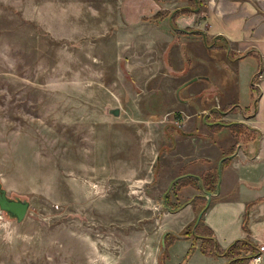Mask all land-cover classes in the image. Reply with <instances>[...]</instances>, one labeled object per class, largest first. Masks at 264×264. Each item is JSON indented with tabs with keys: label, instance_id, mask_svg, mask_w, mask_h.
<instances>
[{
	"label": "rangeland",
	"instance_id": "rangeland-1",
	"mask_svg": "<svg viewBox=\"0 0 264 264\" xmlns=\"http://www.w3.org/2000/svg\"><path fill=\"white\" fill-rule=\"evenodd\" d=\"M134 1L0 0V183L31 203L23 222L0 208V264H159L168 201L199 195L168 186L188 170L167 152L225 90L183 87L182 37L162 54Z\"/></svg>",
	"mask_w": 264,
	"mask_h": 264
},
{
	"label": "crops",
	"instance_id": "crops-1",
	"mask_svg": "<svg viewBox=\"0 0 264 264\" xmlns=\"http://www.w3.org/2000/svg\"><path fill=\"white\" fill-rule=\"evenodd\" d=\"M146 1L148 2V0L133 2V15H154L158 12L175 11L179 6H187L189 3L188 0H152L153 7L157 8L153 12L152 9L147 10L148 6L142 5ZM200 1L202 2L201 8H197L192 13L177 16L175 23L179 29L191 28L201 31L202 34L177 33L171 24L169 15L159 19L163 21L161 29L154 26L149 28L150 35L148 36L156 40L155 45L163 47L162 54L170 42L182 37L183 47L188 48L182 61L183 70L188 69L185 75L189 80L183 84V87L190 86L189 89H194L193 96L201 95L204 84L196 86L201 80L209 83L218 82L225 90L224 94L221 93L223 97H215V101L210 104L208 110L202 108L207 110V113L201 115L199 112V116V114L196 115L198 111L188 112L193 119H202L206 128L200 132L194 127L186 126V122L183 127L179 125L182 132L175 134L173 138L175 144L167 153L177 155L181 159L179 164L182 169L188 170V173L178 177L185 175L201 177L209 170L220 169L225 154L237 145L238 149L232 155L230 163L219 170L218 190L211 194L212 199L208 201V210L202 218L203 222L213 229L215 237L224 249L236 239L249 236L256 244L257 253L262 255V261L258 264H264V251L260 252V246H264V0ZM165 21L167 28L163 26ZM141 28L136 29L141 30ZM218 36L224 37L227 42L222 39L218 40L217 46L226 45V47L220 48L209 44ZM196 46L199 52L196 51ZM190 60L193 61L192 67H190ZM262 65L263 74L258 82L261 93L255 114L246 115L242 109L227 112L222 117L223 121L244 122L260 131L262 137L259 144L256 145L255 141L244 143L241 138L230 131L227 125L219 131H213L211 125L205 121V115L209 114L213 108L222 109L228 105L247 108L253 104L256 93L251 91V85ZM219 76L222 79L219 80ZM223 80H226L227 84L222 85ZM180 89L181 87L177 91L178 97H181ZM215 89L218 91L216 87ZM228 92L237 94L231 98L227 97ZM182 101L186 102L185 105L194 103L188 99ZM188 109L186 106V110ZM224 133H226L225 137L220 138ZM164 157L162 156L161 159V167ZM195 164L201 166L198 169L190 168ZM174 180L175 178L168 186H171ZM182 191H192L194 195L197 193L200 195L202 192L193 186H186L180 190V193ZM255 201L256 204L248 211L251 230L249 235L243 228V222L247 205ZM197 214L198 211H195L190 203L186 204L174 214L178 218V223L171 228V231H182ZM191 245V239L176 240L169 247L166 264H181ZM227 260L222 256L204 255L197 249L187 264H225Z\"/></svg>",
	"mask_w": 264,
	"mask_h": 264
},
{
	"label": "trees",
	"instance_id": "trees-1",
	"mask_svg": "<svg viewBox=\"0 0 264 264\" xmlns=\"http://www.w3.org/2000/svg\"><path fill=\"white\" fill-rule=\"evenodd\" d=\"M189 4L187 6L180 7L170 12H158L154 15V19H162L163 17L169 15L171 24L173 28L177 31V33H193L196 35L202 34L199 30H194L191 28H185V29H179L176 26L175 20L176 17L181 14H188L194 12L197 8L202 7V2L200 0H188ZM212 42H209V44L217 46L216 42L218 40H224L227 42V40L222 37L218 36L214 38ZM217 47H226L218 45ZM263 74V65L260 66L259 72L255 75L252 85H251V91L256 93L254 96V102L251 106L247 108H242L239 105H228L225 106L222 109L219 108H213L209 114L205 115V121L211 125V129L213 131H219L224 126H228L230 131L234 133L236 136L241 138V140L245 142L255 141L256 145L259 144V141L262 137V133L258 131L257 129L247 125L244 122H227L223 121L222 117L227 112H236L241 111L243 109V112L246 115H254L257 106H258V98L260 96V88L258 86V82L261 78V75ZM168 128V127H167ZM180 128V127H179ZM169 133L170 131L167 130ZM180 133L182 132L179 130ZM178 131V132H179ZM174 138V135H173ZM172 149V148H169ZM238 147L237 145L233 146L230 151H228L227 154H225V157L222 160L220 169L224 168L226 165H228L232 159V155H234L237 151ZM256 155V152H255ZM220 169H213L207 171L203 176L201 177H195L190 175L180 176L175 181H173L174 186H178L180 189L182 187L186 186H193L199 188L201 191L204 192V194L196 195L194 196L189 202L195 211H198L197 216L186 225V227L180 231H169L164 234L162 241H161V249L162 245H164V251L162 255L159 257V264H166V259L169 257V247L178 239H191L192 245L189 248L187 254L184 257V260L181 264H187L190 257L193 255V253L199 249L201 253L207 256H213V257H226L228 260L225 264H247L249 260L257 254V247L256 244L252 241V239L248 236L246 238H240L236 239L228 248H222L215 237L214 231L211 227L206 225L203 222L202 216L206 213L208 210V197L206 196L208 193H215L218 190V183L220 179ZM171 185V186H173ZM256 204L255 202H251L247 205V212L245 215V219L243 222V228L245 231L248 232V234H251V230L249 228V213L248 211L250 208ZM186 205V204H185ZM184 205V206H185ZM183 206V207H184ZM168 207L171 211H178L182 208V206H179L177 204H171L170 201H168Z\"/></svg>",
	"mask_w": 264,
	"mask_h": 264
},
{
	"label": "water",
	"instance_id": "water-1",
	"mask_svg": "<svg viewBox=\"0 0 264 264\" xmlns=\"http://www.w3.org/2000/svg\"><path fill=\"white\" fill-rule=\"evenodd\" d=\"M110 113L115 116H119V108H110ZM211 193H208V201H211ZM31 203L25 199L11 198L7 195L6 190L2 187L0 183V208L10 217L15 218L18 222H23L27 217ZM164 245H162V250H164Z\"/></svg>",
	"mask_w": 264,
	"mask_h": 264
},
{
	"label": "built area",
	"instance_id": "built-area-1",
	"mask_svg": "<svg viewBox=\"0 0 264 264\" xmlns=\"http://www.w3.org/2000/svg\"><path fill=\"white\" fill-rule=\"evenodd\" d=\"M264 251V246H260V252ZM262 261V255L261 253H257L254 255L248 262V264H258Z\"/></svg>",
	"mask_w": 264,
	"mask_h": 264
}]
</instances>
